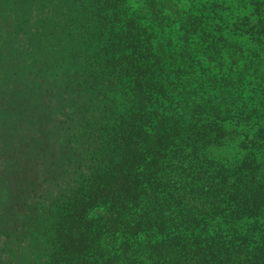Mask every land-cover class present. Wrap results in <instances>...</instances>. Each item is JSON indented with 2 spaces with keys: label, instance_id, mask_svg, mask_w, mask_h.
Returning a JSON list of instances; mask_svg holds the SVG:
<instances>
[{
  "label": "trees",
  "instance_id": "obj_1",
  "mask_svg": "<svg viewBox=\"0 0 264 264\" xmlns=\"http://www.w3.org/2000/svg\"><path fill=\"white\" fill-rule=\"evenodd\" d=\"M194 1L145 0L150 31L123 0H0V65L46 36L75 98L36 264H264V0Z\"/></svg>",
  "mask_w": 264,
  "mask_h": 264
},
{
  "label": "rangeland",
  "instance_id": "obj_2",
  "mask_svg": "<svg viewBox=\"0 0 264 264\" xmlns=\"http://www.w3.org/2000/svg\"><path fill=\"white\" fill-rule=\"evenodd\" d=\"M155 1H159L167 13L177 15L179 9L194 0ZM145 3V0H123V7L141 27L155 31ZM26 19L22 17L20 22L25 24ZM6 20L5 24L9 26L3 29L4 37H10L15 17L8 16ZM30 20L40 24L35 17ZM21 40L19 37L17 42ZM48 45V39L45 36L43 40L42 36L30 58L25 52L15 58L20 64L16 70L6 64L10 63L7 51L3 56L5 67L0 65V117L2 113L5 117L4 127L0 128V153L3 156L0 173L5 182L0 188V264H36L34 258L38 253L32 255L37 249L32 245L35 236L27 232L31 231L32 215L35 210H46L72 174V167L67 163L59 166L54 158V150L58 147L61 154L72 155L60 145L67 136L66 129L72 126L69 119L75 98L66 90L71 88L67 80L56 73L53 60L61 52L66 57L69 55L66 49L59 50L55 46L50 49ZM49 176L55 179L45 182L43 178ZM99 209L97 207L95 213ZM22 216L26 218L25 226V222H21Z\"/></svg>",
  "mask_w": 264,
  "mask_h": 264
}]
</instances>
